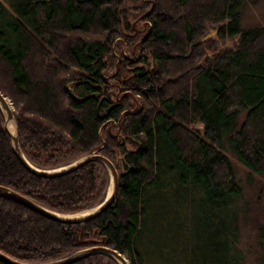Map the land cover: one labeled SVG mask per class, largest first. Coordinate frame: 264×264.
Wrapping results in <instances>:
<instances>
[{
	"label": "trees",
	"instance_id": "1",
	"mask_svg": "<svg viewBox=\"0 0 264 264\" xmlns=\"http://www.w3.org/2000/svg\"><path fill=\"white\" fill-rule=\"evenodd\" d=\"M247 1L0 0V90L25 156L51 168L98 150L118 170L113 201L78 222L0 192V249L39 262L102 243L130 264H244L232 157L264 174V21L241 24ZM109 180L98 159L55 176L26 169L0 107L1 183L76 212ZM255 210L264 239V201ZM67 264L119 262L94 251Z\"/></svg>",
	"mask_w": 264,
	"mask_h": 264
},
{
	"label": "water",
	"instance_id": "2",
	"mask_svg": "<svg viewBox=\"0 0 264 264\" xmlns=\"http://www.w3.org/2000/svg\"><path fill=\"white\" fill-rule=\"evenodd\" d=\"M212 31H215V29ZM0 107L4 113L5 127L10 134L13 150L19 161L29 171L43 176H55L74 170L89 160L98 159L106 164L110 174V186L105 197L97 204L87 209L76 212H62L49 208L39 203L38 201L34 200L33 198L29 197L28 195L16 190L15 188L0 182L1 193L14 198L15 200L25 204L31 209L47 217L64 222H78L97 216L113 201L118 190V170L112 159H110L107 155H105L104 153L98 150H92L90 152H86L80 155L76 159L63 165H59L51 168H44L37 166L33 164L25 156L24 152L20 147L19 136L17 132V124L13 112L14 106L10 98L6 96L1 90H0ZM10 121L14 122V130L10 129L8 126V123ZM94 251L106 252L112 255L114 258H116L121 264H130L128 257L122 251L118 250L113 246L102 243L86 245L66 255L45 261H39V262H32V261H25L18 259L6 253L2 249H0V258L10 264H67L73 260H76Z\"/></svg>",
	"mask_w": 264,
	"mask_h": 264
},
{
	"label": "rangeland",
	"instance_id": "3",
	"mask_svg": "<svg viewBox=\"0 0 264 264\" xmlns=\"http://www.w3.org/2000/svg\"><path fill=\"white\" fill-rule=\"evenodd\" d=\"M264 21V0H248L243 6L241 11V24L243 26L260 24ZM133 23V22H132ZM143 26V25H142ZM139 30L142 28L138 27ZM214 30V29H212ZM208 32L205 36L214 34L215 31ZM118 39V38H116ZM220 44H233L232 39L220 40ZM113 52L118 55L119 49L124 51L123 43L120 42L118 47H112ZM118 59V58H117ZM113 72V71H111ZM195 126L202 127L200 121L192 123ZM237 165V176L243 186V195L239 199V237L238 246L241 247L245 260L244 264H261L260 259H264V239L257 236L258 224V211L255 210L256 206H261L264 201V174H256L248 177L247 169L235 158L232 157ZM110 180L107 187L109 190ZM244 205V206H243ZM249 206V208H248ZM260 220V219H259ZM177 245H175L176 247ZM170 252V251H169ZM170 255L168 251L161 253V259L167 258ZM116 259V258H115ZM117 260V259H116ZM118 261V260H117ZM119 262V261H118ZM119 264H121L119 262Z\"/></svg>",
	"mask_w": 264,
	"mask_h": 264
},
{
	"label": "bare ground",
	"instance_id": "4",
	"mask_svg": "<svg viewBox=\"0 0 264 264\" xmlns=\"http://www.w3.org/2000/svg\"><path fill=\"white\" fill-rule=\"evenodd\" d=\"M8 126H9L10 129L14 130V122L13 121H10L8 123Z\"/></svg>",
	"mask_w": 264,
	"mask_h": 264
}]
</instances>
